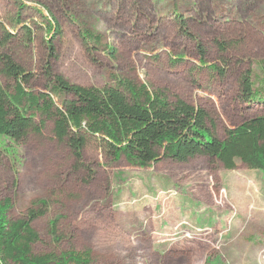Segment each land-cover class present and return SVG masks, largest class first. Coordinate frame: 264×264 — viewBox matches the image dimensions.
Here are the masks:
<instances>
[{
    "label": "rangeland",
    "instance_id": "374dc122",
    "mask_svg": "<svg viewBox=\"0 0 264 264\" xmlns=\"http://www.w3.org/2000/svg\"><path fill=\"white\" fill-rule=\"evenodd\" d=\"M180 14L190 35L175 22ZM49 23L60 32L47 30ZM23 24L31 25L32 37ZM85 28L103 37L94 53L84 44ZM9 33L0 52L35 75L37 90L47 65L83 86L123 76L205 107L222 137L264 114L257 78H264V0H0V44ZM181 55L185 60L175 65ZM251 66L262 92L245 103L239 78ZM0 83H6L1 75ZM0 146L9 217H20L34 201H50L48 214L33 224L40 234L36 253L90 250L92 264H264V171L242 162L227 169L203 156L141 168L94 148L84 156L87 170L76 171L51 124L23 143L0 137ZM56 216L65 236L60 244L50 230Z\"/></svg>",
    "mask_w": 264,
    "mask_h": 264
},
{
    "label": "trees",
    "instance_id": "16d2710c",
    "mask_svg": "<svg viewBox=\"0 0 264 264\" xmlns=\"http://www.w3.org/2000/svg\"><path fill=\"white\" fill-rule=\"evenodd\" d=\"M18 22L22 23L21 19ZM175 22L181 33L190 35L184 15H177ZM22 28L26 36L32 37L31 25L23 24ZM47 30H53L54 35L60 32L52 23ZM13 35L5 37L2 48ZM54 35L49 39L52 53ZM82 35L87 50L94 53L103 37L89 28ZM218 46L222 52L228 50L223 42ZM106 49L114 54L108 45ZM200 49L201 62H206L205 51ZM174 60L178 65L185 57ZM260 67L264 71V61ZM224 70H219L222 76L226 74ZM0 75L6 81L0 83V137L23 143L32 135H42L51 124L54 138L70 150L76 171L87 170L84 156L89 148L114 161L124 158L141 168L164 160L184 163L203 156L227 169L242 162L251 169L264 171V114L225 129L222 137L217 121L205 107L179 97L171 100L163 89L145 82L113 75V83L105 86H83L47 65L44 87L37 90L35 75L6 52H0ZM255 75L253 66L240 75V99L245 103L255 101L264 90V78L257 76L262 86L259 90ZM5 155L6 149L0 146V168ZM50 207L48 199L37 200L20 217L10 218L11 199H2L0 189V264H92L90 250L35 252L40 234L33 224L46 216ZM60 221L56 216L50 223L58 244L65 240L59 230Z\"/></svg>",
    "mask_w": 264,
    "mask_h": 264
}]
</instances>
